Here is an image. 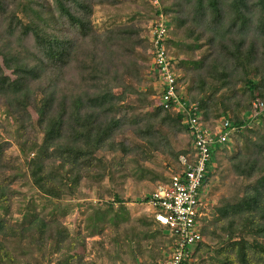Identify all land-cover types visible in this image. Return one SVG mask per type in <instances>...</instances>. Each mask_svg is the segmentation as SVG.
Segmentation results:
<instances>
[{"label": "trees", "instance_id": "16d2710c", "mask_svg": "<svg viewBox=\"0 0 264 264\" xmlns=\"http://www.w3.org/2000/svg\"><path fill=\"white\" fill-rule=\"evenodd\" d=\"M159 22L183 108L158 99ZM254 102L264 104V0H0V260L16 261L17 241L43 257L65 251L60 264L167 257L178 236L150 205L131 213L127 183L146 188L181 171L179 157L196 152L185 118L197 115L210 130L236 126L211 148L200 191L216 180L217 149L215 167L225 160L237 179L213 186L190 262L264 264V107ZM90 193L73 232L51 201Z\"/></svg>", "mask_w": 264, "mask_h": 264}, {"label": "built area", "instance_id": "2783aa9c", "mask_svg": "<svg viewBox=\"0 0 264 264\" xmlns=\"http://www.w3.org/2000/svg\"><path fill=\"white\" fill-rule=\"evenodd\" d=\"M158 2V0H154ZM161 17L163 15L161 14ZM153 62L158 69L159 76L165 85L162 101L165 106L173 100L177 108H183L184 102L177 92L174 64L165 49L167 34L163 22H159L153 30ZM264 107L262 102H254V107ZM185 122L194 132L193 142L196 152L193 158L180 156L183 169L171 175L169 183H161L153 189L149 204L153 208V215L161 224L167 225L178 236L177 247L167 257L155 264H191L190 251L187 245L199 242L202 238L201 226L205 212L204 203L200 197V187L204 178L211 148L217 144L231 141L236 126L225 121L210 130L197 115H191ZM231 125V126H230ZM212 131V132H210Z\"/></svg>", "mask_w": 264, "mask_h": 264}, {"label": "rangeland", "instance_id": "374dc122", "mask_svg": "<svg viewBox=\"0 0 264 264\" xmlns=\"http://www.w3.org/2000/svg\"><path fill=\"white\" fill-rule=\"evenodd\" d=\"M103 19V15L101 12H97L96 16H95V20L98 23H101ZM171 46L167 45V50L169 52V54L171 53ZM153 69H156L155 65H152ZM156 71H158V69H156ZM162 81V80H161ZM160 81V87L162 86V82ZM159 101H161V97H158ZM247 109L249 108H244L242 110H244V113L247 112ZM33 114L34 110H33ZM256 124V122L253 121H248L246 124V129L249 130L251 127H253ZM259 126V125H258ZM260 129H262L264 131V122H260ZM194 144V142L192 143ZM225 144V143H224ZM219 148V147H218ZM230 152H233L232 150H230ZM223 153H221L220 150H216L215 154H214V162H213V167L212 170H219L218 173H215L216 175V180L214 181V183L212 185L207 184L204 187L201 188L200 191V197L203 200L204 206L206 208L205 212L209 214V216L212 217L211 215V205H210V199L214 196H217L219 194V191L213 192L214 190V185H216V183H223L226 181H231L232 183L236 182V177L230 175L229 177H227V170H226V161L223 160V164L221 165V167H215L217 164L219 165V158H222ZM155 162L156 163H164V156H162V154H158L155 158ZM220 168V169H219ZM178 172V171H177ZM173 172H168L166 173L168 176V181L165 183H169L170 181V177L172 175ZM208 173L207 171H205V174ZM226 177V178H225ZM249 181V182H248ZM257 181V178H253L251 180H244V184L245 183H249V184H253ZM132 183H130L128 181L127 186H128V194H130V201L128 202V206L130 208L131 213L134 215L136 214L137 211H139L140 209L138 208V206L141 204V206H147V208L150 209V206L148 203L143 202L142 198L143 197H151L153 194V189L158 186L159 184H153L152 182H149V184L146 185V188L142 185H139L138 188H134L131 186ZM242 190L243 187H241V190L239 191V193L236 195V198H239L242 195ZM139 192V194H138ZM95 199L92 194H88L86 195L85 198L80 199V200H75V201H69L67 199L59 201V200H53L52 199V204L53 205H57V207L60 209L59 212V216L62 217L64 219V223L74 232L77 231L78 229H80V227H82L81 223L83 221V213L82 210L86 207V202ZM145 199V198H143ZM145 201V200H144ZM85 203V204H82ZM210 217V218H211ZM20 218V216L18 214L15 215V219ZM94 239H99V235H95V236H88L87 241H88V251H91L90 249V243L92 242V240ZM13 253L16 256V261L14 262H3L0 260V264H60L61 262V257L63 256V254L65 253L62 252L60 254H52L51 252H47L45 257L41 256V252L39 253H34L32 251L29 250V248H25L24 246H22L20 244V241L14 242L13 245ZM50 251V250H49ZM93 251H91L92 253ZM90 253V254H91ZM35 256L37 258V261L35 259ZM99 262L101 263H105L107 264V260L106 258H101L99 260ZM118 264H123L126 263L125 259H120L118 258L117 261Z\"/></svg>", "mask_w": 264, "mask_h": 264}, {"label": "clouds", "instance_id": "9594fccd", "mask_svg": "<svg viewBox=\"0 0 264 264\" xmlns=\"http://www.w3.org/2000/svg\"><path fill=\"white\" fill-rule=\"evenodd\" d=\"M161 99H162V98H161ZM161 103L164 104V102H163L162 100H161ZM164 105H165V104H164ZM225 144H226V143H225ZM179 161H180V157H179ZM205 171H206V170H205ZM172 174H173V173H172ZM204 175H205V174H204ZM160 184H161V183H160ZM156 187H157V186H156ZM149 198H150V197L147 198V203H148V204H149ZM145 199H146V197H145ZM149 205H150V204H149ZM203 207H204V206H203ZM203 211L205 212V208H204ZM204 216H209L208 212H207V213L205 212V215H204ZM204 216H203V217H204Z\"/></svg>", "mask_w": 264, "mask_h": 264}]
</instances>
